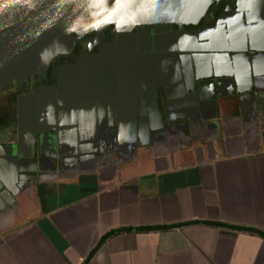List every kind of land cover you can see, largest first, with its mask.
Instances as JSON below:
<instances>
[{
	"label": "flooded vegetation",
	"instance_id": "obj_1",
	"mask_svg": "<svg viewBox=\"0 0 264 264\" xmlns=\"http://www.w3.org/2000/svg\"><path fill=\"white\" fill-rule=\"evenodd\" d=\"M257 10L264 11V0H214L192 22L145 23L126 34L110 24L101 33L92 31L76 40L73 50L54 57L42 75L1 87L0 228L21 212L24 198L32 199L62 176L58 130L66 109L72 124L81 114L90 127L103 131L83 164L94 167L88 173L102 178L120 176L124 165L119 132L140 128V114L150 109L148 88L157 92L164 122L163 133L152 138L154 152H170L184 160L217 153L223 140L218 118L226 112L252 111L258 88L264 89V43L248 38L232 44L229 52L189 51L182 48L193 44L179 43L176 36L199 34L225 16L230 24L223 33L242 32ZM243 11L244 16H238ZM89 55L102 59L91 62L83 74L76 67ZM216 94L221 97L214 99ZM229 121L225 119L227 125ZM142 149L137 147V156ZM82 174L86 173L78 169L71 178Z\"/></svg>",
	"mask_w": 264,
	"mask_h": 264
},
{
	"label": "crops",
	"instance_id": "obj_2",
	"mask_svg": "<svg viewBox=\"0 0 264 264\" xmlns=\"http://www.w3.org/2000/svg\"><path fill=\"white\" fill-rule=\"evenodd\" d=\"M251 107L218 118L213 156L146 146L120 176L45 184L0 228V264H264V92Z\"/></svg>",
	"mask_w": 264,
	"mask_h": 264
},
{
	"label": "water",
	"instance_id": "obj_3",
	"mask_svg": "<svg viewBox=\"0 0 264 264\" xmlns=\"http://www.w3.org/2000/svg\"><path fill=\"white\" fill-rule=\"evenodd\" d=\"M213 1L0 0V88L15 79L22 81L35 73L42 75L54 57L70 53L76 40L87 33H101L110 24L126 34L136 26L141 28L145 23L192 22L202 16ZM244 14L245 11L238 16L242 17ZM248 21V24L242 25V32L223 33L230 24V17L225 16L219 19L217 25L202 30L199 34H178L176 41L193 44L190 48H182L184 50L224 52H229L232 44L245 42L248 38L255 43H264V11L257 10L256 14L248 17ZM100 59L102 56H84L76 68L85 74V67ZM258 91L260 94L264 89L258 88ZM146 92L150 109L148 113L140 114V128L119 132L122 165L136 160L138 146L151 145L155 150L156 142L153 139L163 133L161 128L164 122L157 92L153 88H148ZM216 97L221 95L216 94L214 99ZM179 119L183 120V117ZM89 122L85 115L77 114L76 124H72L68 109L63 111L58 130L63 171L59 179L71 178V175L77 174L78 169L82 173L94 170V167L87 168L83 164L88 149L95 147L98 132L103 131L90 127ZM148 126H152L153 130ZM155 155L164 154L156 152ZM169 158L172 164L176 163L174 154ZM102 159H107V156ZM95 161L96 159L93 160L94 163Z\"/></svg>",
	"mask_w": 264,
	"mask_h": 264
}]
</instances>
